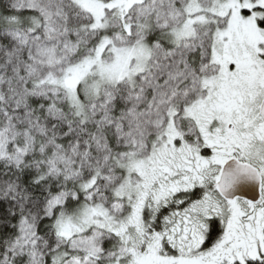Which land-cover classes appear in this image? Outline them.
Returning a JSON list of instances; mask_svg holds the SVG:
<instances>
[{
    "label": "snow or ice",
    "instance_id": "snow-or-ice-1",
    "mask_svg": "<svg viewBox=\"0 0 264 264\" xmlns=\"http://www.w3.org/2000/svg\"><path fill=\"white\" fill-rule=\"evenodd\" d=\"M0 264H264V0H0Z\"/></svg>",
    "mask_w": 264,
    "mask_h": 264
}]
</instances>
